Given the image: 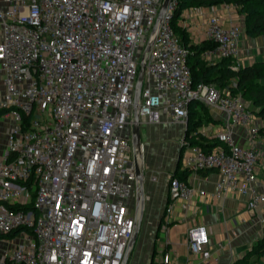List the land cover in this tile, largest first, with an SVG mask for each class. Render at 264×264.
Returning <instances> with one entry per match:
<instances>
[{
  "label": "built area",
  "instance_id": "built-area-1",
  "mask_svg": "<svg viewBox=\"0 0 264 264\" xmlns=\"http://www.w3.org/2000/svg\"><path fill=\"white\" fill-rule=\"evenodd\" d=\"M163 1L0 0L3 106L12 121L0 159V239L8 245L0 264L123 263L140 214L136 158L143 170L145 147H134L133 101L151 39L141 126L187 128L193 101L219 110L225 118L216 134L220 144L208 152L183 140L182 165L190 173L217 170L216 196H247L253 215L261 205L256 223L264 230L260 118L242 96L194 83L190 49L172 22L179 0L170 1L154 33ZM212 8L207 36L215 46L202 57L231 58L239 70L244 23L232 20L227 28L220 6ZM168 185L167 224L175 202L187 209L197 191L174 175ZM187 234L197 262L185 264H214L206 227ZM148 264H175L173 253Z\"/></svg>",
  "mask_w": 264,
  "mask_h": 264
},
{
  "label": "crops",
  "instance_id": "crops-1",
  "mask_svg": "<svg viewBox=\"0 0 264 264\" xmlns=\"http://www.w3.org/2000/svg\"><path fill=\"white\" fill-rule=\"evenodd\" d=\"M219 6L220 15L225 17V27L229 28L232 25V20H239L244 23L243 16L237 12L235 6H226V4ZM208 7V9H205V7H201V9L199 7H189L182 13L178 22L180 26L186 29L190 43L199 44L206 41V39L209 40L207 36V19L213 8ZM241 36L240 51L243 65H251L256 60H264V36L252 38L246 34L245 29ZM218 61L220 60L208 62ZM4 95V76L0 71V159H2L1 157L8 144L7 132L12 122L8 109L3 106ZM201 104L203 103L199 104L198 109H201ZM204 106L205 110H200V119L203 123L197 131L199 135L206 138V141H215L216 134L225 125V118L216 108ZM259 120L262 124L261 119ZM143 129V137H141L145 147L143 170L146 175V201L150 204V213L155 208H161L154 222V231L159 232L165 222L163 217L166 205L170 202L169 179L175 175L178 167L180 171L185 170L182 161L180 165L179 161L181 153L184 151L182 142L186 139L187 128L180 123L165 122L160 124L147 123L144 124ZM262 150L263 153L258 163L259 176L264 171V167L262 169L260 166L261 158H264V148ZM153 176H156L157 180H153ZM260 178L264 180V175ZM187 180L190 185L197 188L189 207L185 209L181 200L175 202L171 214L172 221L169 224L166 223V241L161 243L157 250V240H155L153 247L150 246L148 251H143L141 262L138 264H148L150 260L159 259L164 251L173 253L175 264H185L188 260L197 262L188 250L187 245V231L190 227L196 225H204L210 234L213 258L217 257L214 264H231L245 256L264 237V230L256 223L257 216L261 214L263 207L260 205L253 215L247 210V196L237 192H230L222 197L216 196L219 180L217 170L189 172ZM198 190L206 191V195H200ZM162 218L163 221L160 225ZM3 242L4 240L0 239V254L4 250L3 245L5 244ZM219 242L224 244L223 249L218 248ZM251 260L252 264H264V261L261 262L260 257L257 256H254Z\"/></svg>",
  "mask_w": 264,
  "mask_h": 264
},
{
  "label": "trees",
  "instance_id": "trees-1",
  "mask_svg": "<svg viewBox=\"0 0 264 264\" xmlns=\"http://www.w3.org/2000/svg\"><path fill=\"white\" fill-rule=\"evenodd\" d=\"M222 4L233 5L238 9L239 14L243 16L244 29L248 36L252 38L264 36V0H179L172 22L176 33L190 49L189 66L193 73L194 83L213 84L222 90L228 89L234 96H242L243 99L249 101L255 115L262 121L259 132L264 138V60H256L251 65H242L238 68L239 70L232 68L234 61L231 58H223L218 62L210 63L203 59L202 53L214 47L215 43L208 39L199 44L190 43L186 29L180 26L178 22L184 10L189 7H212ZM199 104L200 102L193 101L190 106L185 140L191 146L198 145L210 152L213 147L220 143L217 140L206 141L203 135H199L197 130L203 123L200 119V110H205L203 104L200 105L201 109H198ZM262 147L264 148V142ZM183 153H181L179 165ZM188 175V170L180 171L178 167L174 176L187 179ZM13 235L15 233L10 236ZM263 254L264 237L245 256L231 264H252L251 259L254 256L259 258Z\"/></svg>",
  "mask_w": 264,
  "mask_h": 264
},
{
  "label": "water",
  "instance_id": "water-1",
  "mask_svg": "<svg viewBox=\"0 0 264 264\" xmlns=\"http://www.w3.org/2000/svg\"><path fill=\"white\" fill-rule=\"evenodd\" d=\"M171 0H164L162 3V8L159 14V17L157 19V24L154 28V33L156 32L158 26H159V22L161 21V19L163 18V16L165 15L167 9H168V5L170 3ZM153 44V39H151L149 41V43L146 46V49L143 53V58H142V62H141V66H140V74L135 86V96H134V101H133V121H134V127H133V134H132V138H133V143H134V147L136 150H139L141 144H142V137H141V121H140V99H141V94H142V84H143V80L144 77L146 75L145 72V66H146V53L150 50L151 46ZM136 170H137V186H138V197L136 199V203H137V209L140 210V214L138 216V223H137V227L135 230V233L133 234L134 236L132 237L130 243H129V247L127 250V254L123 260L122 264H128L131 254H132V249L138 239V233L139 230L141 228V224L143 222V216H144V211H145V197H146V193H145V180H146V175L144 170L141 169V167L139 166L138 163V159L136 158ZM161 221H163V218L160 220V225H161Z\"/></svg>",
  "mask_w": 264,
  "mask_h": 264
},
{
  "label": "rangeland",
  "instance_id": "rangeland-1",
  "mask_svg": "<svg viewBox=\"0 0 264 264\" xmlns=\"http://www.w3.org/2000/svg\"><path fill=\"white\" fill-rule=\"evenodd\" d=\"M209 7L208 6H205V9H208ZM237 12H238V9H237ZM239 13V12H238ZM144 125H142V129H141V136L143 137V129ZM143 140V139H142ZM261 167L263 169V164H264V158L262 157L261 158ZM264 171H262L260 173V176L259 177H262V175H264L263 173ZM147 198L145 197V211H144V216H143V222L141 224V228L139 230V233H138V239L132 249V254H131V257H130V260H129V263L128 264H138L139 262H141V259H142V255H143V251H148L149 247H153L154 246V243L156 242L155 240H157L156 242V249L158 250L161 243H164L166 241V237H167V234H166V222L163 223L161 229L159 232H155V217H157V215H159V211H161V208H155V210H153L152 213L149 212V208H150V204L149 202L146 201ZM134 212V211H133ZM150 213V214H149ZM155 232V234H154ZM158 238V239H157ZM3 244H5V242H3ZM153 245V246H152ZM4 246V249H7L8 248V245H3ZM160 254V253H158ZM264 255V254H263ZM260 261H264V256H261L260 257Z\"/></svg>",
  "mask_w": 264,
  "mask_h": 264
}]
</instances>
